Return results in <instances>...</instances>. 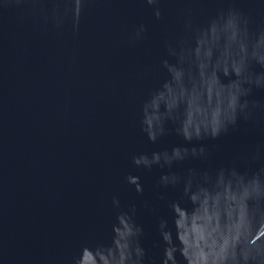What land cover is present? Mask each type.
<instances>
[{
	"label": "water",
	"instance_id": "95a60500",
	"mask_svg": "<svg viewBox=\"0 0 264 264\" xmlns=\"http://www.w3.org/2000/svg\"><path fill=\"white\" fill-rule=\"evenodd\" d=\"M0 264H264V0H0Z\"/></svg>",
	"mask_w": 264,
	"mask_h": 264
}]
</instances>
